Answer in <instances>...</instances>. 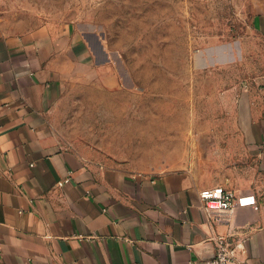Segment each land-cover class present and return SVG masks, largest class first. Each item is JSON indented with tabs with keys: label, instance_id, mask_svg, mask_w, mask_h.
<instances>
[{
	"label": "crops",
	"instance_id": "0c3cea01",
	"mask_svg": "<svg viewBox=\"0 0 264 264\" xmlns=\"http://www.w3.org/2000/svg\"><path fill=\"white\" fill-rule=\"evenodd\" d=\"M253 4L264 37V0ZM70 79L119 87L117 70L79 30L0 26V264H206L219 237L244 264H264V87L239 96L241 132L229 142L241 144L237 169L212 186L183 171L96 165L65 149L49 117ZM218 186L235 191L236 209L211 221L201 195Z\"/></svg>",
	"mask_w": 264,
	"mask_h": 264
},
{
	"label": "rangeland",
	"instance_id": "374dc122",
	"mask_svg": "<svg viewBox=\"0 0 264 264\" xmlns=\"http://www.w3.org/2000/svg\"><path fill=\"white\" fill-rule=\"evenodd\" d=\"M256 8L253 0H0V26L73 27L117 70L116 89L89 79L63 87L49 118L65 149L96 165L183 171L216 186L237 169L241 144L229 142L241 132L239 96L264 87Z\"/></svg>",
	"mask_w": 264,
	"mask_h": 264
},
{
	"label": "built area",
	"instance_id": "2783aa9c",
	"mask_svg": "<svg viewBox=\"0 0 264 264\" xmlns=\"http://www.w3.org/2000/svg\"><path fill=\"white\" fill-rule=\"evenodd\" d=\"M69 181L70 179H65L64 182H60V185ZM201 200L203 210L211 221L230 219L236 209L235 191L222 186L207 190L201 195ZM218 242L219 248L215 256L206 264H244L237 257L236 246L224 237H219Z\"/></svg>",
	"mask_w": 264,
	"mask_h": 264
}]
</instances>
